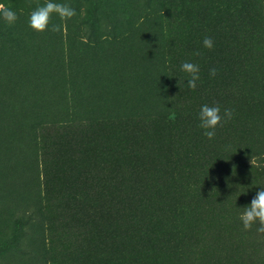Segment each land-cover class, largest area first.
<instances>
[{"label":"trees","instance_id":"16d2710c","mask_svg":"<svg viewBox=\"0 0 264 264\" xmlns=\"http://www.w3.org/2000/svg\"><path fill=\"white\" fill-rule=\"evenodd\" d=\"M46 2L0 0L18 16L0 18V68L23 45L21 19ZM53 2L76 16L54 33L64 22L53 15L23 88L4 79L14 97L0 103V264H249L236 248L252 233L233 245L216 211L225 199L240 213L264 188L243 174L252 157L264 169V0ZM186 61L200 67L195 90ZM205 104L233 110L211 141ZM72 238L77 263L61 248Z\"/></svg>","mask_w":264,"mask_h":264},{"label":"rangeland","instance_id":"374dc122","mask_svg":"<svg viewBox=\"0 0 264 264\" xmlns=\"http://www.w3.org/2000/svg\"><path fill=\"white\" fill-rule=\"evenodd\" d=\"M59 1V0H55ZM19 27L21 29V40L23 41V45L19 48V52L14 54H4L5 60H4V68H0V103H4L5 107H10L9 102L10 99H13L14 94L13 91H11L7 86H5V82H9L12 80H15V84L17 85V89H21L25 86L27 82V67L32 64H36L37 62L34 60V58H31L33 56V50L31 52V49L34 46V41L37 39L40 40V42L46 41V35L47 31L43 33H38L36 31H33L29 26V17H23L21 19V22L19 23ZM50 27V25H49ZM7 39V25H4V23H0V49L2 52H9V48L6 46L5 41ZM11 36H8V41L11 40ZM31 58V59H30ZM30 59V62H29ZM3 62V60H2ZM68 63V62H67ZM3 64V63H2ZM29 64V65H28ZM42 65V64H39ZM31 68L30 70H32ZM49 81H53L54 79L48 78ZM10 84V83H9ZM254 92H255V88ZM258 91V89H257ZM256 93V92H255ZM260 100V99H259ZM260 103V102H259ZM256 113H260V111L255 108L254 115ZM243 174L248 173L251 174L253 177H264V169H259L256 166L251 165L249 167L243 166ZM242 173V172H241ZM260 174V176H259ZM246 175V174H245ZM62 183L65 182L64 180L61 181ZM60 183V184H62ZM58 187V186H57ZM251 186H249L250 188ZM249 191V190H248ZM252 194V192L249 193V195ZM247 195V194H246ZM256 194L253 193V195H250L249 198L252 200L253 197ZM240 202H245V200L240 199ZM225 199L221 200L219 202V207L217 209V217H218V227L220 228L221 233L223 234L222 237H230V242L234 245L237 241V238H235V235L238 232H245L243 230V225L241 221L239 220V215L237 211L234 212V210H229L228 208H225ZM255 227L253 226V229L249 232L252 233L251 239L248 238L247 245H242L238 249L236 248V252H241L240 255H243L242 258L245 263L249 264H264V235H258L255 232ZM59 232L60 228L58 227ZM82 237V236H78ZM224 239V238H223ZM71 242H69V246L66 248L64 246V243L61 242V248L63 251L65 250L64 254V260L66 262H74L77 263L76 255H77V247L78 243L75 242V238L70 239ZM78 240V239H76ZM60 249V241L55 243V251H58ZM246 255V256H245ZM241 259V258H240ZM18 260L17 256H11L8 259H4L1 261V264H9V263H15Z\"/></svg>","mask_w":264,"mask_h":264},{"label":"clouds","instance_id":"9594fccd","mask_svg":"<svg viewBox=\"0 0 264 264\" xmlns=\"http://www.w3.org/2000/svg\"><path fill=\"white\" fill-rule=\"evenodd\" d=\"M53 15L59 17L64 22L62 24H51V31L54 33L61 32L62 28H66V22L76 16V11L68 4L55 3L53 0H47L43 6H38L30 13L29 26L33 31L43 33L49 30ZM0 18L8 25H13L18 19L17 13L10 7L0 3ZM203 47L212 50L214 42L211 37H204ZM195 56H200L201 53L197 50L193 53ZM181 71L188 74L187 87L191 90L197 88V81L200 80V67L192 62H184L181 65ZM210 76L215 77L216 70L211 69ZM233 118V110L225 108L221 115V108L218 104L209 106L203 105L199 112L200 127L204 129V136L209 140H213L216 136L217 127H222L223 123L230 121ZM252 167H260L258 159L251 158ZM239 220L243 225L244 231H251L253 226L258 235H264V188L256 193L250 202V205L240 209Z\"/></svg>","mask_w":264,"mask_h":264}]
</instances>
